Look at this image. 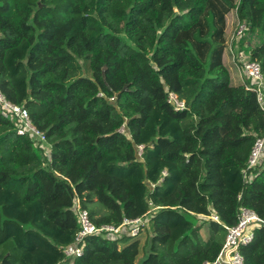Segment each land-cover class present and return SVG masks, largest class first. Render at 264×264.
Returning a JSON list of instances; mask_svg holds the SVG:
<instances>
[{
    "label": "trees",
    "instance_id": "obj_1",
    "mask_svg": "<svg viewBox=\"0 0 264 264\" xmlns=\"http://www.w3.org/2000/svg\"><path fill=\"white\" fill-rule=\"evenodd\" d=\"M234 12L262 33L248 59L264 75V0H0V90L46 135L19 134L0 105V264H40L12 226L46 237L9 195L39 210L55 248L81 228L77 201L98 226L144 219L136 235L86 236L81 256L60 249L62 264H213L241 206L264 219V157L243 178L264 108L225 61ZM159 117L178 131L150 134ZM240 252L264 264V225Z\"/></svg>",
    "mask_w": 264,
    "mask_h": 264
},
{
    "label": "built area",
    "instance_id": "obj_2",
    "mask_svg": "<svg viewBox=\"0 0 264 264\" xmlns=\"http://www.w3.org/2000/svg\"><path fill=\"white\" fill-rule=\"evenodd\" d=\"M247 28L248 26L246 23H242L238 20L230 43L243 35ZM241 69L242 74L252 81L247 87L257 93L258 101L264 108V75L260 63L246 59L243 61ZM169 98L170 101L175 104L177 109L185 107L184 102L180 101L175 93H169ZM0 105L5 111L9 112L17 119L19 123L17 132L19 134L24 135L25 133L30 132L38 140L46 142L45 133L38 130L33 125L28 110L23 106L8 100L1 90ZM120 132H126L125 127H122ZM138 149L139 155L141 156L144 151V145H139ZM263 157L264 135L257 137L254 142L246 169L243 172L244 179H251L253 177L254 170L261 164ZM166 174L167 172L164 170L163 176ZM160 181H163V177ZM152 186L155 185L153 184ZM150 205H153V202H150ZM74 208L78 214L81 228L72 242L61 247L62 253L68 258L78 257L83 254L82 242L86 236L101 233L120 235L126 228L131 235H136L140 231V226L144 224V219L142 217H137L135 219H124L123 223L119 226L108 224L98 226L92 221L89 211L81 207L79 201L76 202ZM212 218L218 220L216 215H213ZM260 225H264V219H262L254 210L241 206L239 208L237 224L226 226L227 235L224 245L213 264H243L244 259L240 252V248L253 241L255 229ZM206 264H209V262H206Z\"/></svg>",
    "mask_w": 264,
    "mask_h": 264
},
{
    "label": "rangeland",
    "instance_id": "obj_3",
    "mask_svg": "<svg viewBox=\"0 0 264 264\" xmlns=\"http://www.w3.org/2000/svg\"><path fill=\"white\" fill-rule=\"evenodd\" d=\"M235 15L236 13L234 12L233 18L231 17L232 22H231L230 27H231L232 32L230 34L229 44L225 51V61L231 69L233 82L238 83L242 80L240 77L239 68H242L243 61H244L243 58H246L249 55L250 50L253 46L258 45L262 41V33L258 30L252 31L251 29L247 28L246 31L243 33V35L238 37L235 40V42L230 43L231 38L233 36V32L236 27ZM231 48L233 52H231ZM233 55L236 56L235 61L233 60ZM244 79L247 82H252L245 75H244ZM163 124L165 125L164 131L166 132H170L174 134L178 131V128L175 124L165 122L163 118L159 117V119H157L156 122L150 127L149 133L153 134L156 131H158V129L161 130V126ZM149 164L155 166L157 164H160V161L156 157H154V155H152L150 157ZM130 174L131 176H133L134 183L138 188V192L140 193L142 190V184L140 183L141 182L140 180L143 177V174L140 168L138 167L134 168L130 172ZM154 175L155 174L152 173V176ZM3 199L8 203L7 212L9 214L21 220H27L29 219L30 216H33L35 218V224H38L45 229L44 233H46V237L44 238L33 236V235H31V237L29 238H25L24 236H22V232L18 227L12 226L10 228L9 233L13 235L17 239L19 244L21 245V248L23 251L22 258L24 260H27V259L37 260L40 262V264H59V263L62 264L63 259L61 260L58 255V251H60L62 246L59 248H55L52 245V243H50L51 238L49 235L51 233L53 234H56V233L52 229H50L49 227L47 228L43 224L40 218L39 210L35 208H24V207L19 206L17 204V201L15 200V197L12 195L5 196ZM125 242L127 241H123L122 244H125Z\"/></svg>",
    "mask_w": 264,
    "mask_h": 264
},
{
    "label": "crops",
    "instance_id": "obj_4",
    "mask_svg": "<svg viewBox=\"0 0 264 264\" xmlns=\"http://www.w3.org/2000/svg\"><path fill=\"white\" fill-rule=\"evenodd\" d=\"M230 47H231V46H230ZM231 52H233V51H232V48H231ZM247 57H248V56H247ZM247 57H246V58H243V59L246 60V59H248ZM233 60H234V61L236 60V56H235V55H233ZM239 72H240V77H241V79H242L241 81H242V82H246V80L244 79V75H243L242 72H241V68H239Z\"/></svg>",
    "mask_w": 264,
    "mask_h": 264
}]
</instances>
